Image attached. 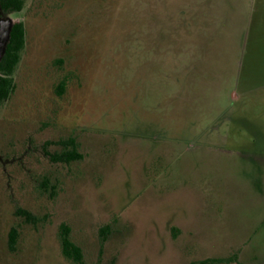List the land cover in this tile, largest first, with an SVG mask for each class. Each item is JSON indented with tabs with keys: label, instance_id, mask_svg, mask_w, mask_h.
<instances>
[{
	"label": "rangeland",
	"instance_id": "rangeland-1",
	"mask_svg": "<svg viewBox=\"0 0 264 264\" xmlns=\"http://www.w3.org/2000/svg\"><path fill=\"white\" fill-rule=\"evenodd\" d=\"M252 7L245 95L173 76L182 55L147 60L140 0L0 12L26 29L0 103V264H264V12Z\"/></svg>",
	"mask_w": 264,
	"mask_h": 264
},
{
	"label": "crops",
	"instance_id": "crops-1",
	"mask_svg": "<svg viewBox=\"0 0 264 264\" xmlns=\"http://www.w3.org/2000/svg\"><path fill=\"white\" fill-rule=\"evenodd\" d=\"M140 1L143 52L157 61V69L166 54L182 55V71L170 74L188 76L199 89L222 92L233 84L242 95L254 91L242 87V76L257 60L259 24L248 18L252 6L264 12V0L254 5L251 0Z\"/></svg>",
	"mask_w": 264,
	"mask_h": 264
},
{
	"label": "trees",
	"instance_id": "trees-1",
	"mask_svg": "<svg viewBox=\"0 0 264 264\" xmlns=\"http://www.w3.org/2000/svg\"><path fill=\"white\" fill-rule=\"evenodd\" d=\"M26 0H0V9L3 13L19 12L23 9ZM26 29L21 21L14 22L9 30L8 38L5 44L3 54L0 58V103L8 99L13 90V72L20 61V54L25 46ZM55 161L69 163L80 158V155L73 150H66L59 155L52 156ZM21 213L28 219L32 218V214L26 210ZM18 230L12 228L9 233V243L12 249L17 243ZM64 253L67 256H73L76 252L74 244L66 235L62 239ZM214 264V260H211ZM210 261V262H211ZM209 261H201L193 264H208Z\"/></svg>",
	"mask_w": 264,
	"mask_h": 264
},
{
	"label": "water",
	"instance_id": "water-1",
	"mask_svg": "<svg viewBox=\"0 0 264 264\" xmlns=\"http://www.w3.org/2000/svg\"><path fill=\"white\" fill-rule=\"evenodd\" d=\"M5 21V23L3 24L1 33H0V54H3L4 48H5V44L8 38V34H9V23Z\"/></svg>",
	"mask_w": 264,
	"mask_h": 264
},
{
	"label": "flooded vegetation",
	"instance_id": "flooded-vegetation-1",
	"mask_svg": "<svg viewBox=\"0 0 264 264\" xmlns=\"http://www.w3.org/2000/svg\"><path fill=\"white\" fill-rule=\"evenodd\" d=\"M0 12L1 13H3V11L0 9ZM5 23V21H2V22H0V28H1V26L3 27V24ZM8 24V23H7ZM13 24V23H12ZM12 24H9V27H11V25ZM0 32H1V30H0ZM1 58V57H0Z\"/></svg>",
	"mask_w": 264,
	"mask_h": 264
}]
</instances>
